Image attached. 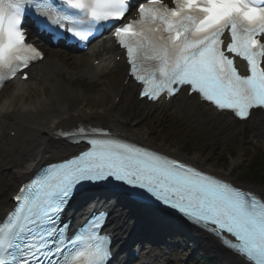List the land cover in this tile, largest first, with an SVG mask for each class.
I'll return each mask as SVG.
<instances>
[{"label": "snow or ice", "instance_id": "1", "mask_svg": "<svg viewBox=\"0 0 264 264\" xmlns=\"http://www.w3.org/2000/svg\"><path fill=\"white\" fill-rule=\"evenodd\" d=\"M63 3L93 24L123 22L132 11L130 0ZM28 6V0H0V71L6 70L0 82L18 75L27 80L25 70L43 58L26 43L21 28ZM136 12L131 21L114 26V38L126 50L142 99L158 102L184 94L225 118L241 120L254 107L264 108V0H147ZM73 34L88 40L92 33ZM143 61H151V67ZM79 135L87 147L42 168L0 218V264H105L103 212H94L76 230L63 223L73 193L84 182L127 186L132 196L154 199L202 226L245 264H264V192L256 194L104 129L81 128Z\"/></svg>", "mask_w": 264, "mask_h": 264}, {"label": "bare ground", "instance_id": "2", "mask_svg": "<svg viewBox=\"0 0 264 264\" xmlns=\"http://www.w3.org/2000/svg\"><path fill=\"white\" fill-rule=\"evenodd\" d=\"M100 46L102 49L99 52H94L96 49L89 50L83 67H78L81 58H79L80 56L74 57V52L67 53L65 50L50 48L45 50V59L32 67L29 80H33L35 85L41 83L48 85L50 91L47 95L52 101L51 104L42 105L40 100H30L31 92H27L29 80L27 82L10 81L16 86L17 91L10 92L0 103V124L4 129L12 125L16 130L17 138L11 142L10 137L6 139L0 136V210L8 206V194L15 190L18 183L28 177L47 158H64L78 149V146L60 141L56 137L58 129L70 128L78 123L103 126L113 131L117 136L151 146L170 156L187 160L206 171L226 176L234 181H236L237 166L244 154L242 147L237 156L231 159L227 169L215 168L208 155L197 151L185 152L181 146L164 141L157 133H152L148 128L141 127L139 118L176 109L180 115H188L189 112L190 118H201V121L206 122L204 129L219 136L229 132L233 136L241 138L244 128L248 127L255 132V135L264 137V119L259 116L251 115L245 122H232L230 116L225 118V115L217 114L215 117V113L207 106L198 105L189 98H185L183 94L162 105L157 102L148 103L145 100L137 99V87L130 79L125 81L127 67L121 59L118 62L113 59L117 51L114 53V48L108 41L102 42ZM90 53L93 54L92 58ZM93 58L99 60L96 65L92 64ZM77 63L79 64L77 65ZM119 67L124 68L120 84L116 86V82L105 81L103 91L96 96V100L101 106L92 107L87 101H82L74 106L69 103V85L66 80L68 77L72 80L75 76H79L89 79L90 82H96L106 72ZM37 77L41 81H36ZM107 95L112 99L104 104ZM27 128L28 132H26ZM3 151L7 152L5 158L2 157ZM246 187L254 189L258 194L264 192V186L248 185ZM86 202L85 206L88 205V208L92 205H99L110 209V228L115 231L118 240L123 241L130 236L128 234L132 232L127 233L129 226L126 225L127 207L123 203L112 197L101 196ZM85 206L75 210L78 212L76 219L81 216ZM155 216L158 217L156 214ZM165 217L162 216L161 219ZM166 222L170 223L166 227L171 231L184 230L196 249L210 254L214 260L213 264H243L225 251L219 241L208 238L198 229L173 219ZM154 224L158 223L154 222Z\"/></svg>", "mask_w": 264, "mask_h": 264}, {"label": "rangeland", "instance_id": "3", "mask_svg": "<svg viewBox=\"0 0 264 264\" xmlns=\"http://www.w3.org/2000/svg\"><path fill=\"white\" fill-rule=\"evenodd\" d=\"M79 56L81 63H77V65L79 64L78 67H83L86 55L81 54ZM121 69H116L100 80L103 83L105 81L111 83L112 81H116V86H118L120 84L121 73L123 72ZM68 78L66 80L69 85V103L71 105L74 106L82 101H87L92 107L101 106L96 100V96L103 91V84L100 85L96 82H90L86 78L79 76H75L72 80ZM27 89V92H31L30 100H40L42 105L52 103L47 95L50 89L46 83L35 85L34 82H30ZM15 91H17L16 86L10 83L1 92L0 103L4 101L10 92ZM111 99V96L107 95L104 104H107ZM139 120L141 127L148 128L152 133H157L166 142L181 146L185 152L197 151L208 155L211 158L212 166L215 168L227 169L231 159L237 156V153L242 147L244 154L236 169V182L243 186H264L263 179L247 175L248 173L245 170V163L254 154L253 151H264V137L253 135L248 127L244 128L241 138L233 136L229 132L219 136L210 130L209 132L205 131L206 129L202 126L200 119L194 117L188 118L185 114L180 115L176 109H172L166 113L150 114L146 117L139 118ZM26 132H28V128ZM141 219V216H132L130 214L127 216L126 225L132 227L137 221L136 225L140 224V228L145 227L146 230L150 229L152 233L147 234V236L152 239L154 244L149 256V259H153V264L214 263L210 254L204 253L203 250L196 249L192 245V241H190L185 231H183L184 236H182L179 231L174 232L160 224L150 223L146 219L140 221Z\"/></svg>", "mask_w": 264, "mask_h": 264}, {"label": "trees", "instance_id": "4", "mask_svg": "<svg viewBox=\"0 0 264 264\" xmlns=\"http://www.w3.org/2000/svg\"><path fill=\"white\" fill-rule=\"evenodd\" d=\"M245 170L247 175L264 180V154L260 152L252 154L245 163Z\"/></svg>", "mask_w": 264, "mask_h": 264}, {"label": "water", "instance_id": "5", "mask_svg": "<svg viewBox=\"0 0 264 264\" xmlns=\"http://www.w3.org/2000/svg\"><path fill=\"white\" fill-rule=\"evenodd\" d=\"M231 256H233V257H235V258H237L238 260H241L243 263H245V261L244 260H242L239 256H237V254H235L234 252H231V251H228V250H226Z\"/></svg>", "mask_w": 264, "mask_h": 264}]
</instances>
